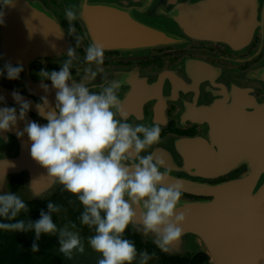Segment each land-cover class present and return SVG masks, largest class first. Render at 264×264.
I'll use <instances>...</instances> for the list:
<instances>
[{"label":"flooded vegetation","instance_id":"flooded-vegetation-1","mask_svg":"<svg viewBox=\"0 0 264 264\" xmlns=\"http://www.w3.org/2000/svg\"><path fill=\"white\" fill-rule=\"evenodd\" d=\"M29 1L36 10L4 12L5 5L0 6L4 20L0 24V68L6 64L24 67L18 80L7 79L6 72L0 78V96L4 97L0 107L19 108L11 95L18 91L32 102L27 118L46 123L35 105L47 96L54 107L56 90L51 88L50 80L43 81L49 85L48 92L41 88L39 72L58 71L71 60L72 77L77 82L97 72L96 78L88 81L93 91L113 82L121 83L120 118L134 125L161 127V142L142 155L152 153L162 159L169 175L216 186L264 163V73L250 74L264 68V0H250L254 10L249 12L242 0L236 2L235 8L225 0L211 6L209 31L220 37L199 35L205 32L203 28L196 22L191 26L181 17V4L200 0ZM99 4L120 8L142 25L176 35L178 40L153 46L100 44L93 33L96 18L87 11ZM68 8L77 12L73 22L76 31L71 34L65 18ZM249 21L251 35L244 40ZM191 31L195 35H189ZM92 43L105 49L104 63L99 67L85 60L86 49ZM24 127L25 123H21L18 131ZM0 135L5 138L0 140V193H14L30 210L39 209L38 202L49 199L63 186L32 159L26 133L20 138L14 130ZM260 175L263 182L264 166ZM182 192V198L192 201L213 199L191 192L186 185ZM66 222L70 221L62 214L56 221L58 228ZM80 236L86 242L87 234ZM59 247L58 236H49L34 257L42 260L52 254L63 264H84L83 253L74 251L68 258ZM144 251L159 264H186L182 259H195L201 253L207 255L205 264L209 260L202 246L185 254L169 255L155 246L140 252ZM74 256L78 263L72 261Z\"/></svg>","mask_w":264,"mask_h":264},{"label":"clouds","instance_id":"clouds-1","mask_svg":"<svg viewBox=\"0 0 264 264\" xmlns=\"http://www.w3.org/2000/svg\"><path fill=\"white\" fill-rule=\"evenodd\" d=\"M12 3L13 0H0V6ZM65 18L70 25L69 33H75V9L68 8ZM3 23L0 13V24ZM104 54L102 45L92 43L86 49L85 60L99 67L104 63ZM71 63L66 61L58 71L39 72L41 88L48 92L49 85L43 81L50 80L51 88L56 90L55 106L47 96L41 97L35 107L47 122H26L16 135L20 138L27 134L32 159L82 204L78 219L81 225L94 230L88 244L101 254L98 264H133L138 257V264H148L150 254L138 253L135 244L124 234L134 222L135 209L142 208L144 233H155L158 247L166 250L178 241L183 234L180 225L186 220L183 212L177 213L183 182L169 185L165 162L152 153L142 155L161 142L162 129L158 124L134 125L119 117L121 83L113 82L93 91L88 81L95 79L97 72L92 71L77 82L72 77ZM23 71V65L6 64L0 68V78L6 72L7 79L18 80ZM11 95L19 108L0 107V134L12 131L19 121H26L32 107V102L18 91ZM3 102L4 97L0 96V103ZM3 139L0 135V140ZM47 209V212L41 210L39 219L26 223L16 219L22 212L30 211L25 201L14 193H0V230L33 232V251L39 250L42 235H48L58 236L59 251L68 258L74 251L83 253L80 233L74 230L77 225L58 228L53 214L58 215L62 207L49 201Z\"/></svg>","mask_w":264,"mask_h":264},{"label":"water","instance_id":"water-1","mask_svg":"<svg viewBox=\"0 0 264 264\" xmlns=\"http://www.w3.org/2000/svg\"><path fill=\"white\" fill-rule=\"evenodd\" d=\"M218 1L200 0L196 3L181 4L178 9L181 17L186 19L189 25L195 26L196 22L203 28L205 32L199 35L220 37L221 34H213L209 31V26H212L210 7L216 5ZM220 1L224 2V0ZM225 1L227 4L231 2L232 7L235 8L236 2L240 0ZM242 1L247 12L254 10V4L250 0ZM28 2L30 1L13 0V3L5 5L3 10L4 12L36 10L30 7ZM87 11L96 18L93 23L95 24L93 33L97 42L109 47L153 46L174 43L178 40L176 35L142 25L120 8L99 4L88 7ZM247 25V30L242 36L244 40L251 35L250 21ZM189 35L195 34L192 32ZM58 41L57 37L56 42ZM262 73H264L263 67L250 74ZM29 121L31 120L26 118V121H19L17 126ZM13 130L17 132L20 129L16 127ZM263 166L264 163L260 162L251 172L243 176H235L230 181L216 186L202 185L169 175L167 181L169 185L182 181L191 192L213 196V199L192 201L181 198L177 213L183 212L186 217L185 222L180 225L183 234L178 241L167 246L165 251L169 255L185 254L192 252L196 244L200 243L209 255L208 264H264V180L262 182L260 175ZM30 188L32 190V185ZM135 210L134 222L129 226L143 238L155 242L158 239L155 233H144L142 223L144 210L142 208Z\"/></svg>","mask_w":264,"mask_h":264},{"label":"trees","instance_id":"trees-1","mask_svg":"<svg viewBox=\"0 0 264 264\" xmlns=\"http://www.w3.org/2000/svg\"><path fill=\"white\" fill-rule=\"evenodd\" d=\"M52 201L62 207V211L57 215L53 214V219L56 222L59 215L65 216L69 223L67 225L71 226L72 223L77 225L75 231H79L80 234H87L89 236L94 235V230H90L87 226H83L79 222L80 213L83 211L82 204L77 200L76 196L70 192H67L61 187L52 197L46 199L45 201H40L37 204L39 209L30 210L27 213H21L16 219L24 220L26 223L31 219L33 221L40 218L41 210L47 212V203ZM7 223H12L15 221H3ZM126 239L132 241L137 251L152 250V246L158 248V246L150 241H146L140 233L135 231L129 226L124 234ZM35 240L34 233L28 232H18L12 230H0V262L2 264H63L58 256L50 254L48 257L39 260L34 257V254L42 249L44 243L49 241L48 235H42L39 243V250L33 251L32 244ZM170 258L167 259L169 263ZM186 264H205L207 260V255L197 254L195 259L189 260L188 258L182 259ZM177 261V260H176ZM180 262V261H179Z\"/></svg>","mask_w":264,"mask_h":264},{"label":"rangeland","instance_id":"rangeland-1","mask_svg":"<svg viewBox=\"0 0 264 264\" xmlns=\"http://www.w3.org/2000/svg\"><path fill=\"white\" fill-rule=\"evenodd\" d=\"M29 192L31 191V188L28 190ZM90 236L87 235V238L86 239V242H84V239L82 238V243L84 245V252H83V257L85 258V262L84 264H98V261L99 259H101V254L100 253H97L95 252L91 247L90 245L88 244V238ZM201 249V244L200 243H197L196 246H195V249L194 250H199ZM193 250V251H194ZM138 259L139 257L137 258V261H133V264H138ZM75 261L76 263H78L79 259L76 258L75 256L72 258V261ZM148 264H159L158 261H155L154 259L153 260H149L148 261Z\"/></svg>","mask_w":264,"mask_h":264}]
</instances>
